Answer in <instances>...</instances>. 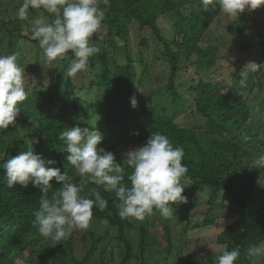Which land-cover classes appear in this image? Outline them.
I'll return each instance as SVG.
<instances>
[{
	"label": "trees",
	"instance_id": "16d2710c",
	"mask_svg": "<svg viewBox=\"0 0 264 264\" xmlns=\"http://www.w3.org/2000/svg\"><path fill=\"white\" fill-rule=\"evenodd\" d=\"M1 4L0 54L23 51L18 63L24 67L29 96L14 124L0 129V165L32 142L36 154L55 161L52 167L79 183L82 178L67 161L69 153L58 138L61 131L78 126L99 130L103 140L97 147L112 152L126 173L131 168L123 164L129 150L122 148L124 142L133 137L137 148L160 132L184 149L188 172L181 178L186 202L170 205L171 218L156 210L142 221L121 218L115 193L101 187L108 204L102 211L94 207L93 218L102 229L90 223L86 230L74 229L67 239L55 242L33 227L40 190L31 183L27 188L8 187L0 167V264H166L171 256L181 260L189 244L182 240L175 246L171 222L183 224L188 234L214 226L222 217L215 213L219 209L229 219L216 240L219 252L203 246L198 260L180 264H216L223 246L229 251L239 248L235 264H264V257L258 261L247 256L249 247L264 242V202L255 199L257 189L264 190V169L251 166L264 154V74L250 77L244 89L238 84L246 63L264 64V5L214 28L221 12L217 0H98L104 20L92 42L101 51L90 58L86 71L69 78L64 73L72 54L48 62L32 37L31 24L39 12L30 9L29 19L19 20L21 3ZM44 15L49 22L54 19ZM228 54L237 59L230 61L231 79L210 82L207 73L224 70ZM155 71L165 79H158ZM85 72L95 77L87 90L81 84ZM44 74L48 83L41 80ZM80 92L84 96H78ZM91 93L92 102L87 99ZM133 97L136 108L131 106ZM186 115L201 122L179 124ZM84 179L82 194L88 195L97 186ZM51 183L49 198L61 187L55 179Z\"/></svg>",
	"mask_w": 264,
	"mask_h": 264
},
{
	"label": "clouds",
	"instance_id": "9594fccd",
	"mask_svg": "<svg viewBox=\"0 0 264 264\" xmlns=\"http://www.w3.org/2000/svg\"><path fill=\"white\" fill-rule=\"evenodd\" d=\"M222 14L228 18L238 17L245 10H255L264 5V0H217ZM30 9L39 12L33 21L32 37L38 41L44 58L48 62L63 60L71 53L70 66L65 76L72 78L86 71L90 58L99 54L100 47L92 42L95 33L101 30L104 11L98 0H23L17 10L19 20H28ZM42 10V11H41ZM50 14L54 19L49 22ZM18 53L0 54V129H8L20 114V105L28 98L24 67L18 63ZM264 74V64L255 61L246 63L238 74L241 89L248 85L250 77ZM131 106L137 107L135 97ZM66 147V157L82 179L73 183L67 172L52 167L56 162L45 160L36 154L32 142L27 150L7 159L0 165L5 173L8 187L19 184L25 188L31 183L42 193L39 209L34 213L33 227L39 234L55 242L67 239L74 229L86 230L93 218V208L104 210L108 201L102 198L100 188L114 192L120 202L118 214L121 218L138 221L158 211L165 219L173 216L170 205L186 202L185 188L181 178L188 172L184 165V149L174 146L170 139L155 132L145 145L124 154L123 164L131 168L130 173L116 162L115 155L98 148L103 140L99 130L72 127L60 132L58 137ZM251 166L264 169V154L251 161ZM127 176L128 183H125ZM97 187L83 195L86 181ZM61 185L60 190L48 197L52 181ZM89 196L94 197L89 198ZM249 259L264 257V242L248 248ZM240 257L239 248H221L216 264H235Z\"/></svg>",
	"mask_w": 264,
	"mask_h": 264
},
{
	"label": "rangeland",
	"instance_id": "374dc122",
	"mask_svg": "<svg viewBox=\"0 0 264 264\" xmlns=\"http://www.w3.org/2000/svg\"><path fill=\"white\" fill-rule=\"evenodd\" d=\"M1 2L3 3V0H1ZM4 2H5V4H1L0 3L1 6H5L7 3H12V7H16L20 3L22 4L23 0H4ZM247 11L250 14L253 13L252 10L251 11L247 10ZM12 15L16 16V13L13 12ZM232 19L233 18L230 19L225 14H222V12H219V15H218V18H217V22H216L217 24L214 26V28H216V27L217 28H221L220 25H224L225 26ZM160 21L165 22V23H169L167 19H164V20L161 19ZM161 24L165 25L164 23H161ZM31 26H32L31 28H33V22L31 24ZM166 32H168V30H166ZM22 52H20V51L18 52V54H19L18 58L20 57V55H22ZM263 54H264V50H263ZM222 55H224V53ZM226 57H227V60H228L227 62L228 63L224 61L225 62V65H224L225 69L224 70L223 69L221 71L213 70V71L207 73L206 77H207V79L210 82L222 84V82H224L225 80H230L231 79V77H230V69L232 68L231 65H233V64H231L230 61H236L237 59H236V57H234V55H231V54H228ZM242 58L244 60L245 59H250V58H246L245 55H242ZM41 62L44 63V61L42 59H41ZM49 65H47L48 68H49ZM60 67L62 68V65H60ZM161 70H158V71H161ZM155 72H156V76H157L158 79H160V80L165 79V76H164L163 73H160V72H157V71H155ZM158 75H159V77H158ZM84 76H85V79L82 80L81 84L86 89L87 84H89L90 79L93 80V78H95V77H94V74L89 75V74H87V72L84 73ZM47 77H48L47 74H44L43 77L41 78V80H43L45 83H48L49 80L47 79ZM95 80H97V79H95ZM78 81H81V80L78 79ZM26 85H27V83H26ZM81 95L84 96L83 93H81V92L78 93V96H81ZM94 98H95V96L93 97L92 93L90 94L89 98L87 97V99L89 101H91V102L94 100ZM200 122H201L200 119H196L194 117H191V115L183 116L179 120V124L185 125V126H194V125H196L197 123H200ZM136 146H138L137 140H135V138H133V137H130L129 139L126 140V142H124V144L122 145V148L126 149V150L127 149L133 150V149L136 148ZM221 197L223 198L225 204H227V205L230 204L231 205V201L230 200H228V201L226 200V197H227L226 194H221ZM255 199L257 200L256 201L257 203L264 202V190L262 191V189L258 188L257 192H256ZM215 213H218L219 216L222 215V217L219 218L218 222L214 226L207 227V228H204V229H201V230H198V231H191V233H188V234H185L183 232V227H184L183 224H181L177 220H173L171 222V224H172V234H173V237H174L175 246H179V244H180V242H182V240H186L187 242H189V244L184 249L183 257H182L181 260L180 259L177 260L176 257L174 258V257L171 256V257L167 258V260H166L167 263L166 264H180V263H182V261H184L186 259L193 258V257H194L193 259L198 260V258L200 257L201 249L203 248V246H205V248H207L209 251L216 252V253L219 252V247L217 245L218 243H217L216 240H217L218 235L223 231L224 227L228 224L229 219L223 217V215L225 213L224 209H219ZM195 219L196 220L200 219V215H197ZM90 223H92L93 228L98 227L99 230L102 229L101 224L97 223V221L94 220V218H92V221ZM78 236H80V234H78ZM205 255H208V253H206ZM81 256H82L81 252H78L77 255H76V257H78V258H81ZM261 258L262 257L258 258V261H260ZM16 264H26V263L18 261Z\"/></svg>",
	"mask_w": 264,
	"mask_h": 264
}]
</instances>
